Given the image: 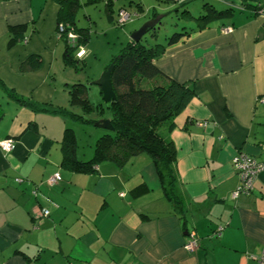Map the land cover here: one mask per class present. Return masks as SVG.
I'll return each mask as SVG.
<instances>
[{
	"label": "crops",
	"instance_id": "1",
	"mask_svg": "<svg viewBox=\"0 0 264 264\" xmlns=\"http://www.w3.org/2000/svg\"><path fill=\"white\" fill-rule=\"evenodd\" d=\"M59 1L0 0V141H15L10 152L0 149V264L264 261V170L248 193L232 198L240 183L235 153L264 162V0H77L74 6V25L88 36L94 22L89 8L99 5L111 25L118 12L128 13L120 25L136 23L128 35L172 9L194 26L153 60L162 73L160 83L169 78L193 88L167 133L176 152L182 213L165 196L146 154L120 165L102 161L92 172L64 167L65 129L73 130L76 143L78 137L68 121L85 123L32 109L8 93L80 113L69 102L74 78L56 30ZM204 4L230 14L198 28ZM81 8L87 9L86 24L77 18ZM18 26L24 39L10 42V31ZM223 27L231 31L224 33ZM95 113L84 116L96 118L90 125L106 130L97 124L109 116ZM75 156L89 160L92 150L80 153L76 147ZM54 173L61 179L50 186L46 181ZM219 225L224 227L216 235ZM191 235L197 245L188 250Z\"/></svg>",
	"mask_w": 264,
	"mask_h": 264
},
{
	"label": "trees",
	"instance_id": "2",
	"mask_svg": "<svg viewBox=\"0 0 264 264\" xmlns=\"http://www.w3.org/2000/svg\"><path fill=\"white\" fill-rule=\"evenodd\" d=\"M59 2L61 7L57 25L62 24L65 30L71 29L78 35L77 46L70 45L64 33L59 35L65 42L66 62L77 68L76 59L79 58L73 56V50L79 46L84 47L89 36L86 29L76 28L74 25L73 9L77 0ZM260 10L255 8L254 12ZM227 14L230 13L215 10L212 6L204 4L202 12L196 17L200 24L198 28ZM23 32V26L13 27L10 31V42L24 39ZM155 32V27L147 31L152 37L155 36ZM188 33L189 30L174 32L163 43H149L145 34L138 41L132 39L127 41L118 54L110 58L109 64L112 63L110 81L116 98L105 103V106L110 112L109 119L113 131L106 129L94 141L91 158L79 161L75 156L77 143L73 130L66 128L61 143L63 155L61 163L64 167L78 172H92L94 165L102 161L120 165L131 157L146 154L156 168L165 196L181 211L180 213L183 212L184 198L175 171V147L167 133L173 129V118L192 97L193 88L190 83H178L169 78L160 83L158 77L162 73L153 64V60L160 56L167 46ZM86 91L87 85L84 83H73L69 87L70 105L78 107L80 113L27 101L11 90H8V93L32 109L59 113L90 125L97 119L84 115L92 111L97 114L100 111V114H103V109L102 105L90 101Z\"/></svg>",
	"mask_w": 264,
	"mask_h": 264
},
{
	"label": "rangeland",
	"instance_id": "3",
	"mask_svg": "<svg viewBox=\"0 0 264 264\" xmlns=\"http://www.w3.org/2000/svg\"><path fill=\"white\" fill-rule=\"evenodd\" d=\"M99 6L89 8L91 10L94 22H91V27L89 29V38L83 47V57L78 59L79 65L78 67H74L73 65H68V71L71 73L72 77L70 82L72 84L75 83H84L87 85V96L90 101L95 104L102 105L103 114H110L109 110L105 106V102L102 100V95L99 94V87L92 84L94 80H96L99 75L104 70V67L109 64V60L113 55L118 54L120 49L125 45L127 41H129L130 35H128V31L130 27L136 26L135 24L127 26V24L120 26L118 22L121 19V15L117 14V18L115 24L111 25L103 16V10H98ZM103 9V8H102ZM87 11L81 8L78 11L77 18L81 20L82 23L86 24L85 20V12ZM193 16H197V11H190ZM181 17V12H175V10H170L163 16L160 21L155 26V36L152 37L148 33L145 35L147 41L149 43H163L165 39L171 36L174 32H181L183 30H189V28H193L194 26L189 23H184ZM85 21V22H84ZM126 20L124 23H126ZM145 22V21H143ZM142 22V23H143ZM129 23V22H128ZM140 23L138 27L142 24ZM137 27V28H138ZM78 49L73 50V56L76 58ZM95 90V96L92 91ZM69 93V90H68ZM96 114V113H95ZM100 111H98V116ZM97 115V114H96ZM101 115V114H100ZM68 126L75 128V131L78 134L77 137V148L80 153L84 151L92 150L93 153V145L94 141L100 134H103V129H99L92 125L80 124V126L75 125L74 122L68 121Z\"/></svg>",
	"mask_w": 264,
	"mask_h": 264
},
{
	"label": "built area",
	"instance_id": "4",
	"mask_svg": "<svg viewBox=\"0 0 264 264\" xmlns=\"http://www.w3.org/2000/svg\"><path fill=\"white\" fill-rule=\"evenodd\" d=\"M121 15V19L118 22L119 25H122L126 20H128L129 15L127 12L121 10L119 12ZM57 33L60 35V33H64L67 42L72 46H77L78 41V35L70 30H65L64 25L58 24L57 25ZM222 32L227 33L231 31V27H223ZM79 50L77 51V57L82 58L83 57V46L78 47ZM15 146V141L11 138L3 139L0 141V149L4 152H10ZM260 147L264 149V143H261ZM233 165L235 170L237 171L239 177H240V183L237 186L236 190L232 193V198H236L239 193H248L252 189L253 181L257 177L258 173L264 170V162H260L256 160L253 156L244 153L243 151H237L233 157ZM61 179L59 173H54L51 175L46 183L48 185H53L57 183ZM16 182H21V178H15ZM35 194V192H33ZM42 215L47 216L48 210H42ZM223 225H219L215 229V234L220 235L221 231L223 230ZM197 245L196 238L191 235L189 242L186 243L185 247L188 250L193 249ZM260 264H264V261H262V258L258 259Z\"/></svg>",
	"mask_w": 264,
	"mask_h": 264
},
{
	"label": "water",
	"instance_id": "5",
	"mask_svg": "<svg viewBox=\"0 0 264 264\" xmlns=\"http://www.w3.org/2000/svg\"><path fill=\"white\" fill-rule=\"evenodd\" d=\"M162 15H157L149 18L145 22H143L136 30H134L130 38L133 41H138L142 38L143 35L147 33L148 30L154 28L156 24L160 21ZM112 70V63H110L99 75V77L93 81V84L99 87V90L102 95V100L105 103H109L115 100V93L112 89L111 81H110V73ZM98 126L113 131V126L111 124L110 119L100 120L97 124Z\"/></svg>",
	"mask_w": 264,
	"mask_h": 264
}]
</instances>
